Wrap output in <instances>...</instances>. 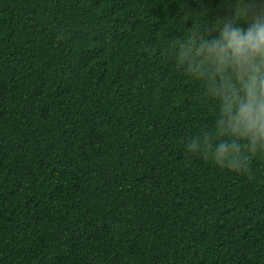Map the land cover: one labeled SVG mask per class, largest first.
Instances as JSON below:
<instances>
[{
	"label": "trees",
	"instance_id": "1",
	"mask_svg": "<svg viewBox=\"0 0 264 264\" xmlns=\"http://www.w3.org/2000/svg\"><path fill=\"white\" fill-rule=\"evenodd\" d=\"M218 0H0V264H264V161L183 150L210 114L170 41Z\"/></svg>",
	"mask_w": 264,
	"mask_h": 264
},
{
	"label": "clouds",
	"instance_id": "2",
	"mask_svg": "<svg viewBox=\"0 0 264 264\" xmlns=\"http://www.w3.org/2000/svg\"><path fill=\"white\" fill-rule=\"evenodd\" d=\"M170 41L172 70L196 86L210 114L183 142L187 153L223 171L264 161V0H218Z\"/></svg>",
	"mask_w": 264,
	"mask_h": 264
}]
</instances>
